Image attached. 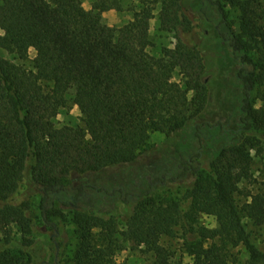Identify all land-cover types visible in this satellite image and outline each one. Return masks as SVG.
<instances>
[{
	"label": "trees",
	"instance_id": "16d2710c",
	"mask_svg": "<svg viewBox=\"0 0 264 264\" xmlns=\"http://www.w3.org/2000/svg\"><path fill=\"white\" fill-rule=\"evenodd\" d=\"M157 1L159 29L177 44L152 53L149 16L108 34L103 14L120 10L116 2L87 10L83 0H0V264H44L37 229L58 233L65 220L76 243L54 264H122L120 226L152 264H240L239 247L250 264H264L249 232L264 226V186L254 185L253 169V153L264 152V0H201L209 17L186 0ZM2 49L23 62L33 49L32 68ZM230 86L235 122L204 119ZM70 91L82 125L58 127ZM153 133L167 144L151 147ZM149 154L157 172L126 183L92 179ZM204 215L220 221L216 234ZM179 227L189 261L164 243Z\"/></svg>",
	"mask_w": 264,
	"mask_h": 264
},
{
	"label": "rangeland",
	"instance_id": "374dc122",
	"mask_svg": "<svg viewBox=\"0 0 264 264\" xmlns=\"http://www.w3.org/2000/svg\"><path fill=\"white\" fill-rule=\"evenodd\" d=\"M84 7L87 10L92 8V3L95 0H83ZM110 2H116L120 5L121 9H112L103 14V25L106 26L107 32L111 36H118L121 29L127 27L133 22H137L141 20L145 16L151 17L148 21V28L151 35V45L148 50L152 53L155 52V49L160 47H175L177 44V39L175 38L173 33L164 32L159 29V17L160 12L162 10V4L157 0H109ZM187 5L192 10H199L201 14L204 16H210L212 11L210 8L203 7L201 0H186ZM230 11L229 22L230 26L234 30H239L238 28V12L235 10ZM213 17V16H212ZM196 23L200 21V23L204 22L202 19L195 20ZM204 24L199 25V27H204ZM198 27V28H199ZM205 28V27H204ZM3 31L0 29V41L3 40ZM214 45V44H213ZM211 47V46H210ZM206 52L212 53L208 46L205 45ZM1 54L12 61H17L19 63L24 64L27 68H32L34 63V59L36 57V52L31 49L29 52V57L27 60L18 61L15 59L10 53L1 50ZM234 70L233 68L230 70L231 73ZM232 75V73H231ZM166 76L172 82H181L183 84V78L180 72L177 69H169L166 72ZM74 91H70L68 97V104L66 108L61 109L59 114L55 118V123L58 127L64 125H82V114L75 105L73 96ZM223 98V99H222ZM237 106V96L236 89L233 86H230V92L226 94L224 97H220V101L216 104V107L211 111H206V115L204 119L216 121L217 119H222L225 122L233 123L235 122V109ZM167 137L161 133H153L151 134L149 145L152 147L153 145H164L167 144ZM172 149V147H171ZM254 177L256 178V182L254 185L257 187L264 186V152H254ZM158 158H155L149 155H143L140 160L133 165L132 167H120L110 170L109 172L103 174L102 176H96L92 178L96 182L104 181L113 177L115 180L120 181L122 183L130 182L134 179L135 175H140L144 173V171H153L156 172L161 168V164L157 161ZM163 161V160H162ZM159 163V164H158ZM163 163V162H162ZM157 164V165H156ZM253 184L248 185L249 189H254ZM40 196L35 195L32 199V209L33 213L36 215L39 208ZM59 205V203H58ZM55 206L58 208L59 206ZM60 209V208H59ZM123 207H119L118 212L122 213ZM56 221H62L61 216H55ZM201 224L206 226L211 233L216 234L220 227V221L211 215H204L201 217ZM60 232L58 233L50 228L39 226L37 231H39L36 236L38 239L43 240L45 245V263L44 264H54V260L56 258V254L58 252L65 251L64 246L67 249H72L75 247L76 237L74 234V226L72 223H69L67 220L62 222L60 225ZM190 229V227L188 228ZM249 232L251 233V239L253 243L258 247V249L264 253V226L260 228H249ZM120 233V243L122 244V249L117 253V259L122 264H152V256L147 252L142 250L141 248H133L132 243L129 241L128 237L124 234V230L122 227H119ZM184 235L185 230L182 228H177L175 234L171 237H167L164 239V243L170 248L177 257H184L186 261H189L187 255L184 254ZM1 238V236H0ZM240 257V264H250V257L248 253L245 251L244 247H239L235 251Z\"/></svg>",
	"mask_w": 264,
	"mask_h": 264
}]
</instances>
